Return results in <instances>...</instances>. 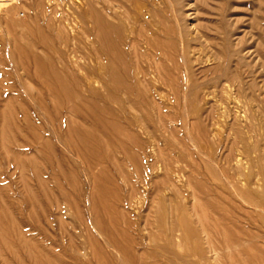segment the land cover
Instances as JSON below:
<instances>
[{"label": "rangeland", "instance_id": "rangeland-1", "mask_svg": "<svg viewBox=\"0 0 264 264\" xmlns=\"http://www.w3.org/2000/svg\"><path fill=\"white\" fill-rule=\"evenodd\" d=\"M90 1L99 8L109 0H0V264H264V0H181L185 43L178 31L152 35L172 50L181 75L163 81L150 73L148 86L138 77L137 96L115 103L92 80L101 60L91 58L93 37L79 18ZM161 2L147 3L148 21L170 28L171 7ZM30 30L48 41L35 53L74 79L64 86L74 101L56 97L62 86L54 78L40 85L19 69L12 43ZM42 98L46 111L38 115ZM10 119L22 126L18 135L30 136L5 128ZM77 134L92 141L78 135L80 146ZM12 137L32 141L15 154ZM14 160L42 164V208L22 200L32 182L24 185Z\"/></svg>", "mask_w": 264, "mask_h": 264}, {"label": "bare ground", "instance_id": "bare-ground-1", "mask_svg": "<svg viewBox=\"0 0 264 264\" xmlns=\"http://www.w3.org/2000/svg\"><path fill=\"white\" fill-rule=\"evenodd\" d=\"M96 1V0H95ZM152 0H109L108 2H98L99 4H101V7H97L96 8V5H93V2L90 1V4L88 2H85V3H88V5L86 4V6L89 7L90 9V12H87L85 11V13H80L79 14V18L81 19L82 22H84L85 24L87 23L88 25V32H89V35L91 34L92 37H93V41H94V49L92 51V57H95L96 59H100L98 62H100V65L98 66V64L94 63L95 65H97L98 67H96L95 69H93L92 71V80H94V83L96 84H102L103 87L102 89H104V93L107 94V96L111 99V101H113V103H115L117 97H119L118 99H120V97L122 96H127V95H133L135 94L136 92H139L140 91V88L137 87V83H136V80H138L137 78L138 77H141V78H144V82L147 84L148 86V81L146 80V78H148L149 74L151 73L155 78H159L161 80L164 81V79L166 78L167 80H170L171 79V73L174 71V73H176L177 71L180 73L181 69L180 67L176 64L175 62V57L173 56V54L171 53L172 50L169 49L168 51L165 49V46L163 47L162 44H160L158 42V38H156V36H153L155 37L154 39H152V35H154L155 33H159V31H163L167 34H170L171 33L173 34L175 31H178L177 33L179 34V36H181V38L183 39V42L182 43H185V40H184V30H183V27L182 25L180 24V20H179V17H178V12H177V9L176 7L179 5V2L181 0H162V2L165 4V5H169L171 7L170 10H172V14H173V17H174V22H172L173 26L170 25V28L166 27V24L163 23V20L160 22H154L153 20L150 21L149 17L151 15V10H149L150 8L147 9V6L148 4L147 3H150ZM97 2V1H96ZM161 2V3H162ZM154 3H155V0H154ZM158 3V2H157ZM162 3V4H163ZM83 4V3H82ZM98 4V5H99ZM152 7H153V3L151 4ZM85 6V7H86ZM95 6V7H94ZM150 6V5H149ZM83 7V5H82ZM158 8V7H157ZM80 9V8H79ZM82 9V8H81ZM120 10L117 11V10ZM154 9H156V7H154ZM157 10V9H156ZM153 13V12H152ZM155 13V12H154ZM158 14V13H156ZM158 16V15H156ZM155 18V17H154ZM159 18V16H158ZM153 19V18H152ZM149 20V21H148ZM161 20V18H160ZM80 21V22H81ZM153 21V22H152ZM137 24H139L140 26L138 27H141V29H139L140 31L138 33H136L138 30H137ZM91 26V27H90ZM168 26V25H167ZM40 28V27H39ZM38 30V31H37ZM41 30V29H40ZM31 31V30H30ZM29 31V32H30ZM33 31V30H32ZM29 34L26 33L24 36H20L19 38L14 36L15 39H14V44L12 43V45L16 48V56L14 59H16V63L17 65L19 66V69H21L23 72H24V75H25V78H31L33 80H36L38 81V83L40 85H44L45 84V81L44 79L46 78H49L50 81L51 79L55 80L54 82L57 83L58 86H62L61 88L58 87V89H62L61 91H58L57 92V98H59L60 100H62L63 104L65 105V101H71L73 100L77 95L74 96V94H72V91L70 90V92H67L68 89H66V86L68 84V80L69 82H72L70 80H74V79H70L69 76L66 74L64 75L65 73L64 72H58L56 70H54L52 67H48V65H46V63L44 62L43 58L41 56H39L38 54L35 53V50L34 49H37L38 46H44V47H48L47 45V40L45 41L43 39V37L41 38L42 34L40 35V37L36 36L34 37L35 35H37L39 32V29H36V31H33L34 32V36L31 37L32 35V32ZM42 31H43V28H42ZM41 31V33H43ZM36 32V33H35ZM40 34V33H39ZM163 34V33H162ZM175 34V33H174ZM16 35V34H15ZM139 35V36H137ZM151 35V36H150ZM152 38H150V37ZM13 37V36H12ZM13 37V38H14ZM159 37V36H158ZM180 38V37H179ZM158 39V40H157ZM181 39V40H182ZM157 41V42H156ZM46 42V43H45ZM46 45V46H45ZM142 46H146L145 49H142ZM168 46V44H167ZM184 46V47H183ZM182 46V56L183 58L185 59L186 58V49H185V46L187 47V44H184ZM37 47V48H35ZM46 47V48H47ZM43 48V47H42ZM45 48V49H46ZM6 50V49H5ZM170 51V53H169ZM176 54V53H175ZM96 55V56H95ZM94 59V58H93ZM92 59V60H93ZM97 59V60H98ZM9 60V59H8ZM97 60H95L94 62H97ZM97 62V63H98ZM32 67H33V72L31 71L32 70ZM183 67V66H181ZM176 71V72H175ZM185 71V70H184ZM188 73V72H186ZM173 74V73H172ZM181 75V73H180ZM12 76V75H11ZM151 76V75H150ZM164 77V78H163ZM27 78V79H28ZM73 78V77H72ZM140 79V78H139ZM153 79V78H152ZM32 80V81H33ZM66 80H67V84H66ZM156 80V79H155ZM27 81V80H26ZM35 81V82H36ZM44 81V83H43ZM47 82V81H46ZM139 82V81H138ZM142 82V83H144ZM31 83V82H30ZM37 83V84H38ZM75 82H73L74 84ZM160 83V82H159ZM171 83V82H170ZM53 84V83H52ZM70 84V83H69ZM77 83H75L74 85H76ZM140 84V83H139ZM56 85V84H55ZM71 85V84H70ZM100 86V85H99ZM146 86V85H145ZM38 87V86H37ZM46 87V86H44ZM70 87V86H69ZM72 87V86H71ZM164 87V86H163ZM38 88H41L43 89L42 87H38ZM68 88V87H67ZM94 88H95V84H94ZM91 88V93H92V96H93V99L91 102L94 103H97L96 102V99L97 96H98V91L96 90L97 88ZM149 88V87H147ZM171 88V87H170ZM177 88V87H176ZM181 88V87H180ZM74 89V88H73ZM38 90V89H37ZM68 90V91H69ZM143 90V89H142ZM150 91V88L148 89ZM56 91V90H55ZM78 91V90H77ZM175 90L173 88H171V93H173ZM26 94H28V98H29V88L27 87L26 88ZM61 92V93H60ZM144 92V91H143ZM151 92V91H150ZM149 92V93H150ZM158 92V91H157ZM163 92V91H162ZM185 92V90H184ZM43 93V92H42ZM76 93V91L74 92ZM78 93H80L78 91ZM164 93V92H163ZM170 93V94H171ZM120 96H117L119 95ZM122 94V96H121ZM125 94V95H123ZM139 94V93H138ZM144 95H146L145 93H142ZM137 96V94H135ZM154 95V94H153ZM79 96V94H78ZM129 96V97H130ZM96 97L95 101H94V98ZM107 97V98H108ZM143 97V96H142ZM14 97H12L13 99ZM100 98V97H99ZM105 98V100L107 99ZM108 98V99H109ZM113 99V100H112ZM115 100V101H114ZM23 101H26L25 98L23 99ZM74 101V100H73ZM100 101V100H99ZM109 101V100H108ZM120 101V100H119ZM131 101V100H130ZM12 102V101H11ZM90 102V101H89ZM107 102V101H106ZM117 102V101H116ZM121 102V101H120ZM13 103V102H12ZM119 103V102H118ZM124 103V102H122ZM11 104V103H10ZM31 104V103H30ZM62 104V105H63ZM105 104V103H104ZM112 104V102L110 103ZM23 105V104H22ZM27 105V104H26ZM46 101L44 102V99L42 98L39 99L36 103V108H37V113L38 115L42 114L43 112L46 111ZM61 105V106H62ZM62 106V107H65V106ZM81 105V104H80ZM83 105V104H82ZM85 105V104H84ZM98 105V104H96ZM124 105V104H122ZM135 105V104H134ZM24 106V105H23ZM28 106V105H27ZM25 106L26 108L24 109L23 112H26L25 110L29 111L28 107ZM60 106V108H61ZM78 106V105H77ZM86 106H87V103H86ZM99 106V105H98ZM105 106V105H104ZM109 106V105H107ZM121 106V105H120ZM125 106V105H124ZM123 106V107H124ZM132 106V105H131ZM19 107V106H18ZM17 107V108H18ZM75 107V106H74ZM85 107V106H84ZM90 107V106H89ZM88 107V108H89ZM122 107V108H123ZM14 108V107H13ZM77 108V107H76ZM81 108V107H80ZM86 108V107H85ZM95 108V107H94ZM92 107V109H94ZM98 108V107H97ZM96 108V109H97ZM106 108V106L104 107ZM102 108V109H104ZM108 108V107H107ZM126 109V107H124ZM123 108V109H124ZM64 109V108H63ZM111 109V108H110ZM122 109V110H123ZM124 109V110H125ZM16 110V109H15ZM72 111L76 112V109L75 108H72L71 109ZM80 110V109H79ZM79 110L76 112L78 113ZM123 110V112H124ZM14 111V110H13ZM81 111L83 112V110L81 109ZM126 112H127V109H126ZM161 112V111H160ZM11 113V112H10ZM16 113H17V110H16ZM31 113V112H30ZM95 113H98V112H95ZM94 113V114H95ZM102 113V112H101ZM118 113V112H117ZM9 114V113H8ZM14 114V113H13ZM13 114H10L11 116H13ZM28 114V112H27ZM115 114V113H114ZM112 114V116L114 115ZM10 115L9 118H10ZM30 115V114H29ZM99 115V113L97 114V116ZM16 116V115H15ZM24 116V115H23ZM96 116V115H95ZM14 117V116H13ZM18 117V116H17ZM30 117V116H29ZM94 117V116H93ZM116 117V121H117V116L115 114ZM7 118V117H6ZM6 121H8V119ZM12 118V117H11ZM95 123L99 124V125H103L102 127H107L105 126V121H104V124H102L101 120L102 118H98V117H95ZM104 119V118H103ZM12 122H13V119H10ZM119 120V119H118ZM137 120V119H136ZM9 121V122H11ZM93 121V120H92ZM8 123L6 124V127L5 128H8L7 125L9 126V130L10 129H13L14 127L17 128V126H15V122H17L15 120V122L13 123ZM112 122V121H111ZM110 122V123H111ZM114 122V121H113ZM112 122V126L115 128V125L118 127V125L116 123H113ZM94 123V122H93ZM17 124V123H16ZM21 124V123H20ZM109 124V123H107ZM25 126V125H24ZM23 126V127H24ZM111 126V129H113V127ZM4 128V129H5ZM15 128H14V131H15ZM26 127L23 128V130H25L27 132V130H29L30 127L27 126V128L25 129ZM7 129V130H8ZM22 129V126L18 127L17 128V135L19 133V130ZM97 129V128H96ZM6 130V132H7ZM92 130V129H91ZM100 130V129H98ZM105 130H109V128L107 127ZM115 130L116 131H119L117 130V128H115L114 130H112L114 133H115ZM4 131V130H3ZM11 131V130H10ZM30 131V130H29ZM29 131L27 132L28 134H25L26 135H29ZM75 131V130H74ZM127 131V130H124V132ZM6 132H4L6 134ZM9 132V131H8ZM23 132V131H21ZM20 132V133H21ZM109 132H111L109 130ZM15 133V134H16ZM30 133H32V130L30 131ZM97 133V132H96ZM100 133V132H99ZM119 134H125L123 133L122 131L121 132H118ZM116 133L113 134V139L119 137ZM83 134V133H82ZM109 134V133H107ZM112 135V132L110 133ZM109 134V135H110ZM11 135V134H10ZM17 135H14V137L16 138ZM79 134H77V138L79 140V144H80V137L82 138V141L81 143H84L86 141V139H84L82 136H78ZM84 135V134H83ZM106 135V134H105ZM115 135V136H114ZM21 136V137H25L24 135H18V137ZM29 136H26L25 139ZM34 136V135H33ZM89 136V135H87ZM126 136H127V133H126ZM128 136H130L128 134ZM11 137V136H10ZM14 137L10 138V139H14ZM16 139V143L15 141L11 140L13 144H15V147L14 145H11V147H14L12 149V152H14L15 154H17L18 152H24V151H21L20 149V145L25 144L23 146H26L28 145L26 148L29 147V141H32L31 139L29 140V138L27 139V141L24 139V140H20L22 139L21 137ZM92 137V136H90ZM101 137V136H100ZM104 137V135H103ZM134 137V136H133ZM8 138V137H7ZM36 138V139H35ZM34 138V141H38L39 142V154H43L45 149H44V139L42 136H38V137H35ZM108 138V137H107ZM110 138V137H109ZM131 138V136H130ZM135 138V137H134ZM92 139H94V137H92ZM105 139V138H104ZM3 140V139H2ZM20 140V141H19ZM43 140V141H42ZM88 140V139H87ZM91 140V139H89ZM88 140V142H89ZM97 140V139H95ZM94 140V141H95ZM110 140V139H109ZM5 141V140H4ZM11 141H9L11 143ZM33 141V142H34ZM35 141V143H36ZM92 141V140H91ZM93 141V142H94ZM1 142V141H0ZM8 142V141H7ZM43 142V143H42ZM77 142V141H76ZM109 142V141H108ZM111 142V140H110ZM113 142V140H112ZM2 143V142H1ZM0 143V144H1ZM11 143V144H12ZM87 143V142H86ZM106 142L104 141V144ZM7 144V143H6ZM37 144V143H36ZM89 145H85V146H88V147H91L90 146V143H88ZM113 144V143H111ZM125 144V143H124ZM124 144L121 146L123 148ZM133 144V143H132ZM78 145V144H76ZM76 145H75V148H76ZM82 144H80L81 146ZM94 145L93 147L91 148H94L93 150L95 151H98V152H101L98 150V148L96 149L95 146L97 144H95V142L92 144ZM108 145V144H107ZM119 145V144H118ZM135 145V144H134ZM2 146V144H1ZM7 146V145H6ZM99 146V145H97ZM103 146V145H102ZM109 146V145H108ZM126 146V145H125ZM25 148V149H26ZM80 148V147H79ZM78 147L77 149L80 150ZM87 148V147H86ZM100 148V147H99ZM118 147H116L117 149ZM125 148V147H124ZM123 148V150H124ZM15 149V150H14ZM23 149V148H22ZM23 149V150H25ZM110 149V148H108ZM119 149V148H118ZM129 149V148H128ZM77 150V151H78ZM82 150V149H81ZM80 150V152H82ZM91 149V151H93ZM104 150V149H103ZM27 151V150H26ZM25 151V152H26ZM83 152H84V149H83ZM47 153V152H46ZM93 153V152H92ZM95 155L97 154L96 152H94ZM112 153V151H111ZM82 154V153H81ZM87 154L88 151H87ZM126 154V153H125ZM129 154V153H128ZM127 154V155H128ZM27 155V154H26ZM46 155V154H45ZM79 155V153H78ZM84 154H82L81 156H83ZM98 155V154H97ZM96 155V156H97ZM112 155V154H111ZM126 155V156H127ZM130 155V154H129ZM85 156V155H84ZM83 156V157H84ZM44 158V156H42ZM79 157V156H78ZM110 157V156H109ZM85 159H83L84 161L88 160L87 157H84ZM87 158V159H86ZM94 159V158H93ZM97 159V158H96ZM91 160V159H89ZM132 160V158H131ZM14 161H18V160H14ZM22 163V161H20ZM18 161V163H20ZM28 162V161H27ZM29 162H31L29 160ZM95 162V165H96V162L97 161H94ZM8 163H11L12 162H9ZM18 164V167H16L17 163L15 162V170H17L19 167L21 168L22 164ZM36 164L34 163H30V165H27L25 168L22 166V168H24V170L21 168L22 170V174L24 175V182L26 184H29V180H30V183L31 185L33 186V184L35 183V187L31 186L29 188L28 186L30 185H26L25 187V190L27 193L25 195V198L22 199L23 201L26 199L25 201V204L26 206L30 205L31 204L34 206L35 204L39 205L38 203L41 202V205L45 202H42L44 199V196H46V190L44 189V185H46L45 181L42 180L43 177H42V173H41V170L37 165H42V164H38L37 162H35ZM42 163V162H41ZM88 164H90L89 161H87ZM86 163V164H87ZM28 164V163H27ZM92 164V163H91ZM98 164V162H97ZM9 166L7 167H10V164H8ZM21 165V166H19ZM85 165V164H84ZM12 166H14L12 164ZM25 166V165H24ZM90 166H93V165H90ZM17 168V169H16ZM91 168V167H90ZM0 170H1V167H0ZM20 170V171H21ZM90 170V169H89ZM97 170V169H96ZM107 170V169H106ZM19 171V170H18ZM88 171V170H87ZM13 172V171H11ZM25 172V174H24ZM14 173V172H13ZM44 173V171H43ZM93 173V172H92ZM106 174V173H105ZM8 175V174H7ZM27 175L29 177H27ZM15 176V175H14ZM93 176V175H92ZM7 177V176H6ZM5 177V178H6ZM16 177V176H15ZM42 177V178H41ZM26 180V181H25ZM17 181V180H16ZM20 181V180H19ZM28 181V182H27ZM43 181H44V185H43ZM1 182V181H0ZM27 182V183H26ZM75 182V181H74ZM2 188V187H1ZM34 188H36L35 192H33ZM9 190H13V189H9ZM33 190V191H32ZM45 190V191H44ZM1 191V190H0ZM43 191L45 193H43ZM8 192V191H7ZM23 192V191H22ZM45 194V195H44ZM11 195V194H10ZM2 196V195H1ZM13 197V196H12ZM9 198V197H8ZM47 198V197H46ZM7 199V198H6ZM13 199V198H12ZM246 199V198H245ZM11 200V199H10ZM9 200V201H10ZM46 200V199H45ZM16 201V200H15ZM251 201V200H250ZM256 202V201H255ZM263 202V200H262ZM10 203V202H9ZM14 203V202H13ZM12 204V203H11ZM254 204V203H253ZM257 204V203H256ZM12 206V205H11ZM14 206V204H13ZM1 207V206H0ZM35 207V206H34ZM41 207V206H40ZM43 207V206H42ZM41 207V208H42ZM244 211V210H243ZM247 213V212H246ZM239 218V216H238ZM15 220V219H14ZM3 223V222H2ZM5 226V225H4ZM3 226V227H4ZM1 227V226H0ZM15 227V226H14ZM14 229V228H13ZM15 230V229H14ZM226 230V229H225ZM238 230V229H237ZM21 232V231H20ZM228 232V231H226ZM238 233V232H237ZM240 233V232H239ZM226 235V234H225ZM228 235V233H227ZM243 235V234H242ZM1 236V235H0ZM20 236V235H19ZM2 237V236H1ZM230 236L228 235V239ZM4 238V237H3ZM22 239V237H20ZM227 239V238H226ZM13 240V239H12ZM15 241V240H14ZM23 241V240H22ZM2 242V241H1ZM226 243L229 242L228 240L225 241ZM224 242V244H226ZM245 242V241H244ZM10 243V242H9ZM230 243V242H229ZM25 244V242H24ZM231 244V243H230ZM227 245V244H226ZM229 245V244H228ZM233 245V244H231ZM2 246V245H1ZM230 246V245H229ZM227 246V248L229 247ZM234 246V245H233ZM9 247V246H8ZM230 248V247H229ZM228 248V249H229ZM249 248V247H248ZM34 249V248H33ZM36 250V249H35ZM232 250V249H230ZM250 250V249H249ZM216 251V250H214ZM227 251V249H226ZM229 251V250H228ZM11 253V252H10ZM239 253V252H238ZM14 254V253H13ZM16 255V253H15ZM242 255V254H241ZM239 257V256H238ZM244 257V256H243ZM256 257V256H255ZM263 257V256H262ZM257 258V257H256ZM33 259V258H32ZM146 259V258H145ZM244 259V258H243ZM11 260V259H10ZM229 260V258H228ZM24 261V260H23ZM233 261V260H232ZM49 262V261H48ZM226 262V261H225ZM236 262V261H235ZM259 263V261H258ZM145 264V263H143Z\"/></svg>", "mask_w": 264, "mask_h": 264}]
</instances>
